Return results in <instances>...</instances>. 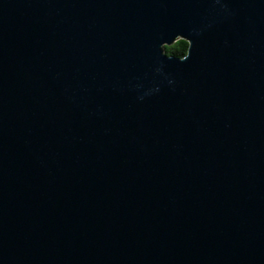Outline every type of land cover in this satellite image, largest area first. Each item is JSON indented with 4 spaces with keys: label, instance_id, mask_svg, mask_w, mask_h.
Returning <instances> with one entry per match:
<instances>
[{
    "label": "water",
    "instance_id": "1",
    "mask_svg": "<svg viewBox=\"0 0 264 264\" xmlns=\"http://www.w3.org/2000/svg\"><path fill=\"white\" fill-rule=\"evenodd\" d=\"M0 264H264V0H0Z\"/></svg>",
    "mask_w": 264,
    "mask_h": 264
},
{
    "label": "trees",
    "instance_id": "2",
    "mask_svg": "<svg viewBox=\"0 0 264 264\" xmlns=\"http://www.w3.org/2000/svg\"><path fill=\"white\" fill-rule=\"evenodd\" d=\"M186 48H187V42L182 39H177L171 45L164 46L163 50L164 53L167 55L182 57L186 52Z\"/></svg>",
    "mask_w": 264,
    "mask_h": 264
}]
</instances>
